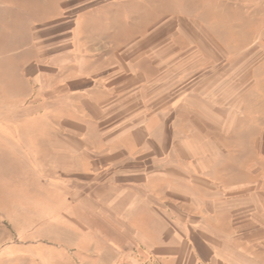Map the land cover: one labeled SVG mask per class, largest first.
I'll return each mask as SVG.
<instances>
[{"label":"crops","instance_id":"obj_1","mask_svg":"<svg viewBox=\"0 0 264 264\" xmlns=\"http://www.w3.org/2000/svg\"><path fill=\"white\" fill-rule=\"evenodd\" d=\"M245 1L256 9L257 0ZM205 2L169 23L155 13L152 28L133 35L80 11L65 44L35 65L51 170L89 213L86 226L109 229L93 239L111 259L137 252L165 264H258L236 244L264 245V26L245 43L242 0Z\"/></svg>","mask_w":264,"mask_h":264},{"label":"rangeland","instance_id":"obj_2","mask_svg":"<svg viewBox=\"0 0 264 264\" xmlns=\"http://www.w3.org/2000/svg\"><path fill=\"white\" fill-rule=\"evenodd\" d=\"M217 1L206 0L210 6H216ZM226 1L227 6H231L232 0ZM257 1L258 4H252L257 10L253 7L250 10L245 0L240 3L245 43L255 28L260 30L264 26V2ZM193 2L0 0V264H165L150 255L138 257L137 252L124 259H111L106 245L93 239L98 232L104 235L109 229L88 227L89 213L76 209L70 195L71 185L51 170L57 166L47 148L53 138L41 127V105L37 101L40 99L36 100L31 77L38 74L36 67L42 62L44 50L65 44L64 34L73 27V19L80 11L113 18L115 28L128 26L129 35H133L151 29L158 14L169 23L168 19L177 13L201 11L202 4ZM252 12L261 15L253 24L244 18ZM263 31L264 27L259 32ZM258 46L264 49L261 36ZM258 55L261 57L264 52ZM249 70H243V77L249 75ZM257 70L260 78L258 103L261 105L264 66ZM226 71L227 76L233 75V69ZM228 90L232 87H227ZM260 108L262 113L258 119L263 124L264 106ZM241 147L243 155H253L248 146L242 144ZM258 167L264 171V162L258 163ZM241 232L247 235L244 228ZM119 243L116 248L120 250ZM236 246L242 255L252 256L258 264H264V245L238 242Z\"/></svg>","mask_w":264,"mask_h":264}]
</instances>
